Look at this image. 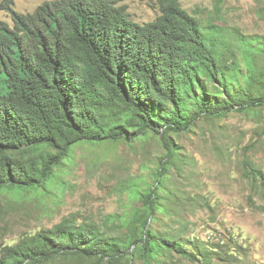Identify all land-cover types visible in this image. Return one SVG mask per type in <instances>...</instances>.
<instances>
[{
  "label": "trees",
  "instance_id": "obj_1",
  "mask_svg": "<svg viewBox=\"0 0 264 264\" xmlns=\"http://www.w3.org/2000/svg\"><path fill=\"white\" fill-rule=\"evenodd\" d=\"M122 1L47 0L32 12L4 1L14 23L0 20V195L50 192L81 144L152 133L163 151L124 183L128 214L65 217L6 245L0 264H214L220 254L165 219L198 201L177 183L186 153L173 135L264 109V35L203 21L180 0H158L159 15L141 23ZM244 165L264 190V172Z\"/></svg>",
  "mask_w": 264,
  "mask_h": 264
},
{
  "label": "rangeland",
  "instance_id": "obj_2",
  "mask_svg": "<svg viewBox=\"0 0 264 264\" xmlns=\"http://www.w3.org/2000/svg\"><path fill=\"white\" fill-rule=\"evenodd\" d=\"M0 0V20L13 17ZM47 0H13L18 12H32ZM131 18L145 23L160 13L158 0H123ZM190 14L248 34L264 35V0H180ZM186 153L177 183L190 199L179 208L170 227L187 222L188 238L220 254L214 264H264V190L248 177L244 162L264 172V109L233 111L216 119L200 120L193 131L173 135ZM158 137L150 133L133 144L85 143L74 148L60 171V184L50 192L4 190L0 195V255L27 234L73 216L79 222H101L128 214L135 204L125 184L153 164L162 153ZM186 192V189L184 190ZM183 199V198H182ZM202 201L205 203L202 204ZM61 260L45 264H68ZM185 264H198L187 261Z\"/></svg>",
  "mask_w": 264,
  "mask_h": 264
}]
</instances>
